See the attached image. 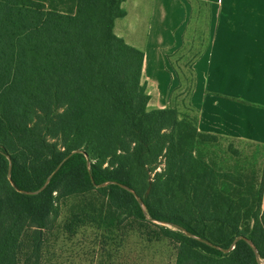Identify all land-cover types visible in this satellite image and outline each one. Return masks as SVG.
<instances>
[{"label":"trees","instance_id":"obj_1","mask_svg":"<svg viewBox=\"0 0 264 264\" xmlns=\"http://www.w3.org/2000/svg\"><path fill=\"white\" fill-rule=\"evenodd\" d=\"M49 2L0 0V264H47L71 200L65 231L104 230V250L140 229L172 243L176 264H264V172L257 203L243 211L222 189L232 175L201 156L203 140L225 139L201 133L190 104L195 118L174 105L184 88L192 96L208 31L197 27L169 57L175 71L188 49L192 80L177 67L171 106L149 110L145 53L115 32L123 1ZM196 4L193 21L209 6ZM122 257L107 250L109 264Z\"/></svg>","mask_w":264,"mask_h":264},{"label":"crops","instance_id":"obj_2","mask_svg":"<svg viewBox=\"0 0 264 264\" xmlns=\"http://www.w3.org/2000/svg\"><path fill=\"white\" fill-rule=\"evenodd\" d=\"M122 1L127 16L116 21L115 30L131 10H139V21L147 30L143 80L151 96L149 110L171 106V94L180 82L169 57L183 50L187 33L200 19L197 15L193 21L202 8L196 3L209 5L203 11L209 18V43L194 65L190 98L198 113V129L264 148V0ZM58 8L65 10L62 4Z\"/></svg>","mask_w":264,"mask_h":264},{"label":"rangeland","instance_id":"obj_3","mask_svg":"<svg viewBox=\"0 0 264 264\" xmlns=\"http://www.w3.org/2000/svg\"><path fill=\"white\" fill-rule=\"evenodd\" d=\"M47 1L48 6L53 8V3ZM67 4L68 7H72L73 0H67ZM132 12L131 10L128 19L118 21L115 31L118 36L122 35L129 45L143 51V36L147 30L143 27V20L139 21V10H135V14ZM205 23L207 22L203 15L195 24H192L190 32L186 35L189 43L195 40L197 27H203L201 28L203 31L207 30ZM195 50H198V47ZM187 51L174 57L173 62L175 71L179 67L183 72L184 80L185 78L192 80ZM185 56L186 59H184ZM176 86L173 90L178 88ZM187 95L185 88L177 92L174 96V105L178 107L182 115L187 114L195 118L197 114L191 111V103ZM202 142L204 143L201 146V156L208 159V162H213L222 176L231 174L233 177L229 185L223 186V191L233 193V199L240 207L245 208L243 211L254 206L260 194L264 172V148L250 143L223 139H213L208 142L203 140ZM164 162L165 160L157 172H162ZM223 181L226 182L224 179ZM76 203L77 201L74 200L61 203L60 218L56 223L55 232L46 245L47 264H109L107 250L113 253L119 248L123 255L119 262L121 264H176L177 252L172 243L168 240L152 241L140 229L128 231L129 233H126V236L122 235L118 243H108L105 250L104 230L86 226L80 228L75 235L68 234L65 231V224L70 219L71 209Z\"/></svg>","mask_w":264,"mask_h":264},{"label":"water","instance_id":"obj_4","mask_svg":"<svg viewBox=\"0 0 264 264\" xmlns=\"http://www.w3.org/2000/svg\"><path fill=\"white\" fill-rule=\"evenodd\" d=\"M71 156H72V155H71ZM71 156H70V157H71ZM70 157H69V158H70ZM10 175H11V173H10ZM48 183H49V182H48ZM48 183H47V185H48ZM47 185H46V186H47ZM124 188H126V187H124ZM138 200H139L140 204L143 205V202H142V200H141L139 197H138ZM169 225H170V224H169ZM170 226H172V225H170ZM234 248H235V246L232 247V249H234Z\"/></svg>","mask_w":264,"mask_h":264}]
</instances>
